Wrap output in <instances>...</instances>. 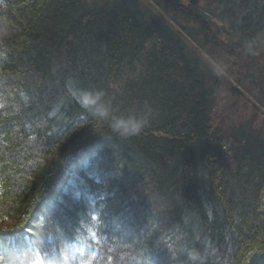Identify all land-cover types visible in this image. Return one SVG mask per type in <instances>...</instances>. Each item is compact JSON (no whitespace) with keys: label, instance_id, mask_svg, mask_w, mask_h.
I'll use <instances>...</instances> for the list:
<instances>
[{"label":"trees","instance_id":"1","mask_svg":"<svg viewBox=\"0 0 264 264\" xmlns=\"http://www.w3.org/2000/svg\"><path fill=\"white\" fill-rule=\"evenodd\" d=\"M225 66L264 106V0H0V264H264V130L218 126Z\"/></svg>","mask_w":264,"mask_h":264},{"label":"rangeland","instance_id":"2","mask_svg":"<svg viewBox=\"0 0 264 264\" xmlns=\"http://www.w3.org/2000/svg\"><path fill=\"white\" fill-rule=\"evenodd\" d=\"M199 1L201 2V0H197L196 4H198ZM185 2L189 3V0H185ZM216 58L219 59L216 54H212L211 59L208 58L207 60L211 62L214 60V65L218 68L219 63L216 62ZM229 71H231V73ZM244 71V67L240 70L230 69V67H228V71H226L225 66L220 73L222 81L216 95V113H219L221 116L218 126L225 131L230 126L238 125L243 122H249L260 130H264V106L259 102L256 103L254 97L245 90V87L249 88V85H244L242 83L243 79L246 77ZM232 87L238 88L241 94L238 95L234 90L231 94ZM253 101L256 104H254ZM262 203L264 206V195Z\"/></svg>","mask_w":264,"mask_h":264},{"label":"clouds","instance_id":"3","mask_svg":"<svg viewBox=\"0 0 264 264\" xmlns=\"http://www.w3.org/2000/svg\"><path fill=\"white\" fill-rule=\"evenodd\" d=\"M79 103L100 120H108L112 133L121 138L138 135L147 124V118L135 112L126 116H113L111 105L105 100V93L99 89H88L80 93ZM195 260L196 256L190 254Z\"/></svg>","mask_w":264,"mask_h":264},{"label":"snow or ice","instance_id":"4","mask_svg":"<svg viewBox=\"0 0 264 264\" xmlns=\"http://www.w3.org/2000/svg\"><path fill=\"white\" fill-rule=\"evenodd\" d=\"M94 182L96 184L102 183V181L98 177L94 179ZM89 194H90V192H89ZM70 195H74L76 199H83V198H85V193L80 192V191H76L75 193H73L72 192V189H71V186L69 185V186H66V188L64 189L63 196H70ZM98 198L106 199L107 197L106 196H101L99 194L93 195L92 196V202L93 203L97 202V199ZM58 203L63 204L64 203L63 199L59 200ZM92 219L93 220H96L97 217L96 216H93ZM4 231H7V230H4ZM93 235H94V233H93ZM73 239L76 240V242H78V243H83L82 241H79L76 237H74ZM37 255H39V253H37ZM0 259H3V257L0 256Z\"/></svg>","mask_w":264,"mask_h":264},{"label":"water","instance_id":"5","mask_svg":"<svg viewBox=\"0 0 264 264\" xmlns=\"http://www.w3.org/2000/svg\"><path fill=\"white\" fill-rule=\"evenodd\" d=\"M189 2L192 3V4H194V3L196 4V3H197V0H189ZM233 90H234L238 95L241 94V91H240L238 88H234V87L231 88V94L233 93Z\"/></svg>","mask_w":264,"mask_h":264}]
</instances>
